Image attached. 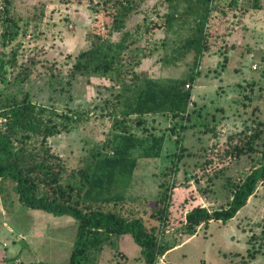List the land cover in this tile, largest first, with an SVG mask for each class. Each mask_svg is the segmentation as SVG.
<instances>
[{"label":"rangeland","instance_id":"obj_1","mask_svg":"<svg viewBox=\"0 0 264 264\" xmlns=\"http://www.w3.org/2000/svg\"><path fill=\"white\" fill-rule=\"evenodd\" d=\"M232 1L215 0L219 9L210 22L212 44L200 62L199 77L191 84L195 104L189 119L149 117L146 130L137 133L164 135L166 140L157 160L143 159L136 152L138 167L121 211L150 224L163 193L161 185L168 181L174 186L169 230L163 239L172 249L158 264H264V183L228 223L211 221L195 234L182 231L189 211L226 207L231 199L229 180L245 176L259 164L264 150V0H238L233 5ZM102 5L103 0H9L19 36L4 39L0 24V62L5 64L4 77L0 72V102L29 94L34 103L59 114L90 112L69 132L49 139L52 151L70 172L84 169L94 150L122 130L116 122L123 119L124 110L117 99L119 83L98 77L71 80L70 76L75 58L91 46L89 33L97 18L102 19L94 7ZM170 10L167 0H146L127 22L128 31L139 29L132 48L150 56L142 60L138 72L154 79H183L193 65V55L177 66L168 62L194 29L192 23L179 21L168 29ZM121 36L114 34L112 40ZM255 63L258 70L252 69ZM182 124L185 155L177 176L166 177L177 148L173 129L182 132ZM257 131L261 134L253 144L255 152L238 157L228 151L233 140L245 145ZM76 232L71 217L29 209L19 203L13 183L0 184V262L7 255L19 257L21 264H68ZM115 240L117 249H106L100 264H144L131 237Z\"/></svg>","mask_w":264,"mask_h":264},{"label":"trees","instance_id":"obj_2","mask_svg":"<svg viewBox=\"0 0 264 264\" xmlns=\"http://www.w3.org/2000/svg\"><path fill=\"white\" fill-rule=\"evenodd\" d=\"M144 1L103 0L102 8L94 7L102 19H95L88 38L91 46L78 54L70 69L71 80L98 77L119 83L117 99L124 107L123 119L116 120L122 130L102 148L94 150L84 169L68 171L62 158L52 151L49 139L69 132L72 126L88 118L89 111L68 110L59 114L55 109L37 105L29 94L0 102V184L13 183L19 203L29 209L76 221V238L68 264H100L105 250L115 251V239L125 236L140 247L144 264H158L172 249L163 243L169 230L174 188L168 181L161 185L163 193L150 224L143 217L124 215L121 208L125 206L138 167L136 152L143 159L157 160L162 156L164 135H137L139 130H146L147 119L163 115L182 122L189 119L190 107L195 104L191 84L199 77L200 62L211 47L210 22L219 6H215V0H167L171 9L165 22L168 29L178 21L183 25L192 23L194 27L192 35L172 51L168 62L177 66L193 55V65L183 79H154L138 72L142 60L150 57L132 48L139 29L127 30L128 20ZM254 7L258 8L257 3ZM0 24L5 29L4 39L11 41L19 36L20 29L12 17L9 0H3L0 7ZM114 34L122 36L113 41ZM4 68L5 64L0 62L1 77H4ZM126 120L131 124L127 125ZM180 127L182 132L173 129L177 148L171 157L172 166L164 174L166 177L177 176L185 155V128L183 124ZM260 134L261 131L252 133L245 145H237L233 140L228 151L238 157L255 152L253 144ZM260 153L259 164L241 179L229 180L231 199L227 206L213 211L203 207L189 211L182 231L195 234L199 227L211 221L228 223L234 219L247 206L259 184L264 183V150ZM4 260L16 264L15 259Z\"/></svg>","mask_w":264,"mask_h":264},{"label":"crops","instance_id":"obj_3","mask_svg":"<svg viewBox=\"0 0 264 264\" xmlns=\"http://www.w3.org/2000/svg\"><path fill=\"white\" fill-rule=\"evenodd\" d=\"M5 246L7 247V244H5ZM5 257H6L5 258L6 260L7 259H13V258H9L7 255ZM15 259H16V261H15L16 263L17 262L20 263V264L22 263V261H21V259L19 257L15 258ZM0 264H7V263H6V261H3V262H0ZM9 264H11V262H9ZM28 264H34V262H29Z\"/></svg>","mask_w":264,"mask_h":264},{"label":"built area","instance_id":"obj_4","mask_svg":"<svg viewBox=\"0 0 264 264\" xmlns=\"http://www.w3.org/2000/svg\"><path fill=\"white\" fill-rule=\"evenodd\" d=\"M259 68H260V66L258 64H256V63L252 65V69H254V70H258ZM186 88L189 89L190 85H187Z\"/></svg>","mask_w":264,"mask_h":264}]
</instances>
